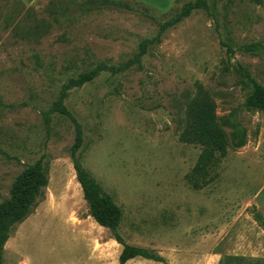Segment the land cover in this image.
Wrapping results in <instances>:
<instances>
[{
    "label": "rangeland",
    "instance_id": "rangeland-1",
    "mask_svg": "<svg viewBox=\"0 0 264 264\" xmlns=\"http://www.w3.org/2000/svg\"><path fill=\"white\" fill-rule=\"evenodd\" d=\"M86 1L0 0V202L27 166L40 160L48 172L31 212L11 229L3 264H118L122 247L90 217L76 180L74 125L51 109L70 78L99 62L125 64L195 0H120L132 10ZM206 2L207 11H192L150 44L140 66L100 72L63 102L82 127L83 167L122 210L118 233L166 264H219L207 255V238L236 217L253 233L245 204L264 185V112L242 109L249 89L238 69L264 86V48L242 50L264 47V4ZM197 84L219 117L236 111L247 131L246 145L229 151L201 190L185 179L201 147L178 140Z\"/></svg>",
    "mask_w": 264,
    "mask_h": 264
},
{
    "label": "trees",
    "instance_id": "trees-1",
    "mask_svg": "<svg viewBox=\"0 0 264 264\" xmlns=\"http://www.w3.org/2000/svg\"><path fill=\"white\" fill-rule=\"evenodd\" d=\"M262 5L264 0H251ZM100 5L132 10V7L120 0H87L84 5ZM208 10L206 0H195L182 5L179 12L159 25L157 36L153 39H145L139 44V51L135 57L125 64L115 67L99 62L95 68L88 72L79 73L70 78L62 86L59 98L53 104L52 111L68 117L75 131L74 143L70 148V158L75 171L76 180L79 183L83 199L86 203L90 217L100 227L110 231L112 238L122 249L118 256V264H126L135 258H142L157 263L166 264L163 257L153 250L136 247L127 244L118 233L123 213L111 196L107 194L101 185L86 171L81 163L83 148V131L81 125L66 110L63 102L67 92L72 88H78L91 82L100 72L110 71L112 74L133 66H140L141 58L146 54L148 46L160 41L161 34L168 28L180 23L194 10ZM260 43L244 45L242 50L246 53L259 55L263 51ZM243 76L242 84L248 88L242 103V109L246 112H264V86L254 79L251 73L242 66L238 67ZM217 106L208 91L201 85H196L193 97L186 105L184 112V125L178 134V140L186 145H199L201 151L191 171L185 176L188 185L193 190H201L213 183L218 174L219 164L227 156L229 151H235L244 147L247 143V131L236 121V111L229 115L219 117ZM226 129H229L227 131ZM48 184V172L39 160L23 169L12 182L8 198L0 202V264H3L4 246L9 238L14 225L21 223L31 212L36 200L42 195V190ZM246 211L249 216L264 231V214L254 205ZM251 260V264H264V258H249L244 256H223L219 264H240Z\"/></svg>",
    "mask_w": 264,
    "mask_h": 264
},
{
    "label": "crops",
    "instance_id": "crops-1",
    "mask_svg": "<svg viewBox=\"0 0 264 264\" xmlns=\"http://www.w3.org/2000/svg\"><path fill=\"white\" fill-rule=\"evenodd\" d=\"M251 205H254L264 214V185L256 192L253 200L250 199L245 204V207ZM246 219L254 228L253 233L241 230L243 227V220L245 219L241 220L240 217H236L228 229L223 228L218 237L212 240L207 238L209 244L207 247V255L217 261H220L221 257L228 255L264 258V231L249 215Z\"/></svg>",
    "mask_w": 264,
    "mask_h": 264
}]
</instances>
